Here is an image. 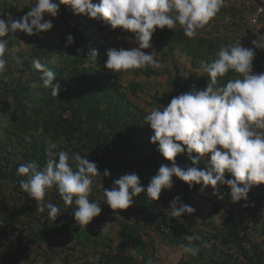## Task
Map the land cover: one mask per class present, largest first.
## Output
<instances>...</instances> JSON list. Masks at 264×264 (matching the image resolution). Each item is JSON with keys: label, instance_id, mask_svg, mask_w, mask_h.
Here are the masks:
<instances>
[{"label": "trees", "instance_id": "obj_1", "mask_svg": "<svg viewBox=\"0 0 264 264\" xmlns=\"http://www.w3.org/2000/svg\"><path fill=\"white\" fill-rule=\"evenodd\" d=\"M225 2L195 38L185 36L179 26L156 29L152 40L162 49L156 57L159 68L107 70V51L129 49L123 37L130 33L75 15L65 5H60L56 18L45 15L54 25L51 31L33 36L9 32L2 38L8 47L6 70L0 73V264H264V185L253 186L248 200L239 203L232 202L227 185H217L215 199L202 207L198 201L204 195L202 186L190 188L173 177L172 189L162 191L159 201L141 193L129 209L115 212L105 203L104 189L110 190L120 176L134 173L146 189L161 165L171 167L158 144L151 142L154 132L145 116L153 108L166 107L175 96L204 90L210 77L197 71L201 61H214L222 46L239 40L255 51L254 74L264 73V48L253 45L255 40L264 42V0ZM34 3L3 0L0 16L19 19ZM258 13L261 29L256 31L249 21ZM69 34L74 38L71 45ZM93 49L99 53L96 60L90 59ZM176 52L188 59L194 75L185 77ZM34 59L55 72L61 84L59 97L44 88ZM128 74L156 83L163 77L164 94L151 96V104L143 102L147 87L127 81ZM237 75L230 71L214 87H223ZM51 144L57 145V153H78L98 167L100 177L93 178L89 199L102 211L85 229L75 221V203L66 205L55 187L46 192L45 202L59 208L56 220L48 217L47 210L37 213V202L20 187L25 177L17 175L18 167L35 161L43 170L45 150ZM176 164L207 169L206 158L193 165L187 151ZM106 169L109 176H104ZM225 178L232 177L226 173ZM177 196L195 209L194 214L170 216V204ZM187 236L199 237L192 241L199 249L196 256L183 252ZM159 242L178 251L179 259L164 263Z\"/></svg>", "mask_w": 264, "mask_h": 264}, {"label": "clouds", "instance_id": "obj_2", "mask_svg": "<svg viewBox=\"0 0 264 264\" xmlns=\"http://www.w3.org/2000/svg\"><path fill=\"white\" fill-rule=\"evenodd\" d=\"M225 0H35L30 10L20 17L7 20L0 16V73L6 70L4 58L8 42L2 38L9 32L26 33L29 36L51 31L54 27L45 15L56 18L60 5L71 8L75 15H85L109 25L113 30L122 29L134 34L138 47L131 49L111 48L107 51L104 67L114 73L128 72L148 66L159 68L152 48V38L156 29L173 30L183 28L185 36L195 38L199 30L217 15ZM67 43H74L71 34ZM255 48H264V42L253 41ZM67 46V45H66ZM166 49V48H165ZM80 51L79 49L77 50ZM99 53L91 50L90 59L96 60ZM255 51L246 48L241 41L227 47L222 46L217 58L212 62H200L197 71L207 73L210 82L204 90H193L171 99L166 107L153 108L145 116L154 135L150 138L158 144V151L171 167L161 165L157 174L145 189L136 174H125L114 181V186L104 189L105 203L115 212L127 210L134 203V197L146 193L152 201H159L162 191L173 187V177L180 179L191 188L201 185L202 191L209 186L217 195V185H227L233 203L247 201L253 186L264 185V73L254 74ZM33 68L42 73L45 89L53 97H59L61 84L54 71L39 59L32 61ZM230 78L223 87H214L218 78L229 72ZM57 145L46 148L47 161L43 170L35 161L22 164L17 175L21 189L37 202V213H44L56 220L59 208L45 202L46 192L55 187L66 205H76L74 218L81 229L101 214V206L90 202L93 178L99 176L94 162L80 154L70 155L66 151L54 150ZM187 151L193 165L202 158L207 159V169L198 167L181 168L176 158ZM193 153L197 154L196 156ZM231 175L226 179L225 174ZM110 173L106 169L104 176ZM222 198V197H221ZM195 209L184 204L177 196L170 204V216L182 217L194 214ZM169 213V212H168ZM185 254L196 256L199 249L192 245L198 236H187Z\"/></svg>", "mask_w": 264, "mask_h": 264}, {"label": "rangeland", "instance_id": "obj_3", "mask_svg": "<svg viewBox=\"0 0 264 264\" xmlns=\"http://www.w3.org/2000/svg\"><path fill=\"white\" fill-rule=\"evenodd\" d=\"M117 30H119V29H117ZM123 40L127 44L129 49L138 47V45L135 43V37H134L133 33H130L129 35H124ZM151 44H152V48L146 49L144 51L147 53H151L153 50H155L157 54H160V51H162V49L158 46H155L153 43V40L151 41ZM175 55H176L175 56L176 62L179 64L181 69L185 70V72H186V74H184L185 77H189L191 75H194L196 70L194 68H192L191 63L188 61V59H186V57L184 55H182L178 52H176ZM174 74L177 75L178 73L175 71ZM126 80L127 81L136 80L139 83H142L147 87L146 94L142 95L143 102H146L147 104L153 103V99L151 98V96L163 95L165 87H166V84H165L163 77H159L158 78L159 82L156 83L157 82L156 80H153V79L149 80L144 76L135 78L133 75L128 74V75H126ZM159 84H161L160 87L158 86ZM203 191H204V195L199 196L198 201L201 203L202 207H209L210 201L215 199V196L213 194V189L211 188V186H209L208 188L204 189ZM159 244L161 245V247H159V254H160L164 263H167L168 260H171L174 262V261H177L179 259V252L178 251H174L172 248H169L166 245L161 244V242H159Z\"/></svg>", "mask_w": 264, "mask_h": 264}, {"label": "built area", "instance_id": "obj_4", "mask_svg": "<svg viewBox=\"0 0 264 264\" xmlns=\"http://www.w3.org/2000/svg\"><path fill=\"white\" fill-rule=\"evenodd\" d=\"M3 1V0H0V2ZM225 1H229V0H225ZM243 3H249V0H239ZM227 3V2H225ZM263 10L260 9L259 10V13L262 12ZM259 13L256 14V15H253L251 18H250V21H249V24L252 28H254L256 31H259L261 29V23L259 21Z\"/></svg>", "mask_w": 264, "mask_h": 264}]
</instances>
